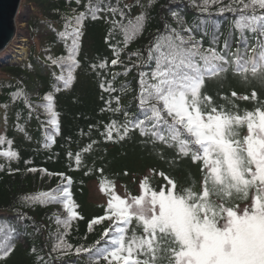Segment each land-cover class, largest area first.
I'll return each instance as SVG.
<instances>
[{"label":"trees","instance_id":"trees-1","mask_svg":"<svg viewBox=\"0 0 264 264\" xmlns=\"http://www.w3.org/2000/svg\"><path fill=\"white\" fill-rule=\"evenodd\" d=\"M30 2L36 12L26 8ZM200 3L201 0H21L15 16L16 35L24 33L30 41L28 56L21 62H4L0 67V136L12 142L0 144V152L11 148L18 156L14 160L0 156V224L13 230L9 240L12 250L0 257V264H94L88 253L75 251L78 247L102 246L104 241L100 245L96 242L110 223L104 220L89 228V222L104 216L107 207L90 201L91 185L101 189L103 184L106 193L122 187L133 195L139 177L148 178L153 189L167 186L160 175L163 172L180 188L195 182L193 190H201L197 164L186 157L171 162L175 150L160 142L153 145L138 128L130 127L123 140L116 131L111 140L106 138L108 125L115 122L122 131L126 121L143 118L138 107L139 72H149L154 67L152 62L145 63L147 49L157 35L165 33L166 26L180 27L177 18L192 27L193 36L203 48L211 45L222 50L230 30L231 51L243 48L233 26L238 13L218 12L220 7L240 5L235 0H219L208 11H201L195 6ZM87 6L98 7L96 18H92ZM121 11L125 14L123 20ZM80 13H85V18L79 29L76 65L65 87L57 77H67L68 65L53 64L52 60L68 55L66 44L71 45V38L65 41L59 34L65 31L66 22ZM142 14L146 15L144 26L127 38L113 23L127 25ZM202 20L207 24L202 25ZM23 23L24 32L19 28ZM213 32L218 37L215 45L211 44ZM245 35L249 46L255 43L251 33ZM113 59L118 63L113 65ZM253 90L264 101V88L242 83L231 70L207 79L203 89L215 104L231 107L227 99H221L224 96L241 110H252L256 101L240 100L231 92L251 96ZM18 91L22 95L14 97ZM48 94L52 95L57 114L55 129L48 123L44 108L36 107L46 103L43 97ZM48 136L51 141L46 139ZM30 168L36 171H28ZM58 186H68L76 206V218L67 230L56 223L57 218L66 219L68 215L62 204L24 199ZM130 227H135V221ZM58 233L72 246L70 249L53 251ZM98 264L107 261L101 258Z\"/></svg>","mask_w":264,"mask_h":264},{"label":"snow or ice","instance_id":"snow-or-ice-1","mask_svg":"<svg viewBox=\"0 0 264 264\" xmlns=\"http://www.w3.org/2000/svg\"><path fill=\"white\" fill-rule=\"evenodd\" d=\"M235 2L239 8L220 7L218 12L238 13L233 26L239 32L242 49L238 46L235 52L231 51V30L222 50L211 45L203 48L202 42L193 36L192 27L173 12L180 27L166 26L165 33L154 38L145 61L152 62L154 67L149 72H139L138 107L143 118L126 121L122 131L115 122L107 126L109 140L113 131L123 140L130 127L138 128L141 136L151 138L153 145L160 142L175 150L171 162L190 158L199 168L201 190H193L195 182L180 188L174 179L161 172L167 186L153 189L148 178H144L136 195L122 198L109 191L105 215L89 222V228L104 220L110 222L96 242L100 245L104 241L103 245L75 249L77 254L88 253L94 264L101 258L107 264H264V101L258 99L255 90L251 96L232 91V97L256 101L252 110H241L224 96L221 99H227L231 107L217 105L203 91L207 79L229 70L242 83L264 88V0ZM218 3L219 0H201L195 6L208 11L210 5ZM87 7L92 18H96L98 7ZM120 15L123 20L125 14L121 11ZM84 18L85 13L75 16L59 34L65 41L71 38V45L66 44L68 55L52 60L53 64L68 65L67 77L63 74L57 77L65 87L72 80ZM145 20L146 15L142 14L127 25L113 23L127 38L140 32ZM201 24H207V20ZM245 32L252 34L255 43L251 46ZM217 43L218 37L213 32L211 44ZM111 63L117 64L118 59ZM13 95L19 97L22 92ZM43 100L46 103L36 107L44 108L48 123L55 129L57 114L53 111L52 95H45ZM46 139L51 141V136ZM4 143L12 142L0 136V144ZM0 156L7 160L18 158L11 148L0 152ZM76 159L79 162L80 156ZM101 191H105L103 184ZM24 199L62 204L68 215L66 219L57 218L56 223L65 230L76 218L68 186ZM133 221L135 227H130ZM12 231L0 224V257H6L12 250L9 243ZM57 241L53 251L72 247L64 242L62 234H57Z\"/></svg>","mask_w":264,"mask_h":264},{"label":"rangeland","instance_id":"rangeland-1","mask_svg":"<svg viewBox=\"0 0 264 264\" xmlns=\"http://www.w3.org/2000/svg\"><path fill=\"white\" fill-rule=\"evenodd\" d=\"M26 8H29L32 12H36L37 10L33 2H30ZM19 28L22 30V32H24L26 28L25 23L19 25ZM29 47H30V41L25 37L24 33L17 34L14 37L13 41L11 42L10 46L0 53V67L4 64V62L14 63L25 60L28 56L27 53ZM21 48H23L22 51L24 52L25 57L20 56ZM0 120H1V112H0ZM141 181H142V177H139L138 183L135 186L136 193L133 195L139 193V185ZM112 192L115 193L116 195L121 196L122 198H124L126 195H132L129 192L125 191L122 187H118L114 189ZM109 198H110L109 193L101 191V189L96 185H91L89 192V199L91 202L103 203L107 206V202Z\"/></svg>","mask_w":264,"mask_h":264},{"label":"water","instance_id":"water-1","mask_svg":"<svg viewBox=\"0 0 264 264\" xmlns=\"http://www.w3.org/2000/svg\"><path fill=\"white\" fill-rule=\"evenodd\" d=\"M19 5L20 0H0V53L16 36L15 16Z\"/></svg>","mask_w":264,"mask_h":264},{"label":"bare ground","instance_id":"bare-ground-1","mask_svg":"<svg viewBox=\"0 0 264 264\" xmlns=\"http://www.w3.org/2000/svg\"><path fill=\"white\" fill-rule=\"evenodd\" d=\"M22 49H23V48H21V50H20V56H21V57H25V56H24V52L22 51Z\"/></svg>","mask_w":264,"mask_h":264}]
</instances>
